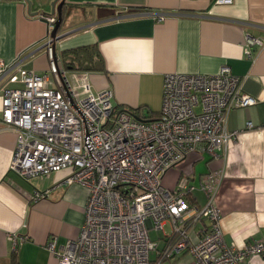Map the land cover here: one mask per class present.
I'll list each match as a JSON object with an SVG mask.
<instances>
[{"label": "built area", "instance_id": "obj_1", "mask_svg": "<svg viewBox=\"0 0 264 264\" xmlns=\"http://www.w3.org/2000/svg\"><path fill=\"white\" fill-rule=\"evenodd\" d=\"M41 17L49 25L48 73L0 59L1 120L18 136L11 170L26 180L69 170L65 182L88 190L79 235L60 247L56 237L47 244L58 264H159L151 258L156 251L161 259L188 251L195 264H243L264 257V238L242 246L224 240L217 197L225 170L209 171L198 182L183 176L174 187L164 184L166 173L190 153L226 154L238 140L239 132L227 126L230 111L258 101L245 91L246 77L229 66L217 74L169 73L159 115L139 120L116 107L112 89L95 91L80 75L87 71H76L71 80L54 51L57 14ZM165 17L155 14L157 20ZM255 44L264 47L248 34V56ZM45 195L37 191L34 199ZM167 221L172 239L159 250L151 229L162 232ZM196 223L203 231L194 242L189 229ZM26 239L9 234L14 251Z\"/></svg>", "mask_w": 264, "mask_h": 264}, {"label": "crops", "instance_id": "obj_2", "mask_svg": "<svg viewBox=\"0 0 264 264\" xmlns=\"http://www.w3.org/2000/svg\"><path fill=\"white\" fill-rule=\"evenodd\" d=\"M52 1L33 0L30 10L27 0H0V59L6 64L20 61L48 73L49 25L41 14H52ZM64 5L67 18L56 55L61 59L64 50L98 44L106 71L78 74L95 91L112 89L116 105L158 114L169 73L217 74L229 66L246 77L245 91L258 101L230 111L227 126L239 132L238 140L226 154L190 153L166 173L164 184L174 187L183 176L198 182L209 171L225 170L217 197L225 242L242 246L264 238V47L253 45L248 56L245 45L248 34L264 42V0H66ZM161 13L166 17L157 20L155 14ZM74 73L68 71L72 81ZM1 119L0 92V264H58L47 244L56 237L60 247L79 235L88 190L65 182L69 170L30 180L11 170L18 136ZM37 191L46 195L34 199ZM172 230L171 221L162 232L151 229L159 250L172 239ZM202 231V223L194 224L190 239L197 241ZM13 232L27 237L16 251L9 240ZM151 258L159 264H195L188 251L163 259L156 251ZM243 264H264V257L252 256Z\"/></svg>", "mask_w": 264, "mask_h": 264}, {"label": "trees", "instance_id": "obj_3", "mask_svg": "<svg viewBox=\"0 0 264 264\" xmlns=\"http://www.w3.org/2000/svg\"><path fill=\"white\" fill-rule=\"evenodd\" d=\"M65 5L63 6V17L64 20L67 18L65 12ZM62 63L65 69L68 71H90V72H104L106 71V61L98 44H90L80 46L72 49H67L61 53ZM119 109H125L143 119H155L158 114H144L141 109H132L116 106Z\"/></svg>", "mask_w": 264, "mask_h": 264}, {"label": "water", "instance_id": "obj_4", "mask_svg": "<svg viewBox=\"0 0 264 264\" xmlns=\"http://www.w3.org/2000/svg\"><path fill=\"white\" fill-rule=\"evenodd\" d=\"M41 2H44L45 0H39ZM66 0H53L51 2V7H52V14H57V21H56V26L54 28V30L51 32V36L55 39V44H54V51L56 53V41L58 40V38L60 36H58V32L60 31L63 21H64V17H63V6ZM28 2V6L29 9H32V5H33V0H27ZM137 119L139 120H147V119H143L140 118L138 116H135Z\"/></svg>", "mask_w": 264, "mask_h": 264}, {"label": "rangeland", "instance_id": "obj_5", "mask_svg": "<svg viewBox=\"0 0 264 264\" xmlns=\"http://www.w3.org/2000/svg\"><path fill=\"white\" fill-rule=\"evenodd\" d=\"M162 97H163V96H162ZM151 236H152V238L155 239L156 233H155L154 231H152V232H151ZM156 239H158V238H156Z\"/></svg>", "mask_w": 264, "mask_h": 264}]
</instances>
